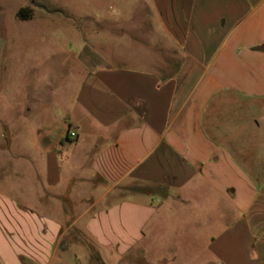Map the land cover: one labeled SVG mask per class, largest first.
Returning <instances> with one entry per match:
<instances>
[{"label": "crops", "instance_id": "obj_1", "mask_svg": "<svg viewBox=\"0 0 264 264\" xmlns=\"http://www.w3.org/2000/svg\"><path fill=\"white\" fill-rule=\"evenodd\" d=\"M127 4L137 64L79 30L87 71L69 105L34 96L3 125L24 182L0 187V264L60 263L69 228L102 257L150 245L154 261L264 264V0ZM134 183L168 191L110 200Z\"/></svg>", "mask_w": 264, "mask_h": 264}, {"label": "rangeland", "instance_id": "obj_2", "mask_svg": "<svg viewBox=\"0 0 264 264\" xmlns=\"http://www.w3.org/2000/svg\"><path fill=\"white\" fill-rule=\"evenodd\" d=\"M128 1L0 0V187L3 190H19L18 186H22L24 182L15 174L17 170L23 171L22 167L9 160L7 133L4 128L6 120L22 124L23 113L28 105L32 106L30 99L34 96L41 103L39 106L38 103L35 105V108L38 106L37 110L47 106L53 109L56 102L63 105L70 102L81 77L87 71L86 65L78 60L89 37L79 35V30H85L91 35L92 32L95 33L90 40H95L93 42L98 53L102 52L101 54L116 60L122 58L119 61L124 59L129 63L139 62V46L142 47L140 37H123L125 30L131 31L138 27L137 22L117 20L124 15H132L135 6L127 4ZM22 7L32 8L36 17H19L18 11ZM107 31L111 32L110 37H104ZM155 40L159 41L160 50L163 51V38H154ZM105 43L110 44L111 48ZM150 186L134 183L121 187L110 200L139 195L140 188L149 189ZM155 191L161 192L160 189ZM51 211L52 214L61 216L59 211ZM151 249L152 246L148 245L147 248L134 249L122 257L113 253L102 257L95 245L83 234L75 228H69L59 245L58 252L63 260L54 264L196 263L187 260L186 256L177 261H169L165 256V260L157 261V257L164 256L160 255V251L156 252L154 261ZM161 253L164 252L161 250Z\"/></svg>", "mask_w": 264, "mask_h": 264}, {"label": "trees", "instance_id": "obj_3", "mask_svg": "<svg viewBox=\"0 0 264 264\" xmlns=\"http://www.w3.org/2000/svg\"><path fill=\"white\" fill-rule=\"evenodd\" d=\"M18 15L22 19H29V18H31L33 16V10L30 7H22V8L19 9ZM156 189H163V191L165 192V194L168 191L165 186L164 187L163 186L161 187L159 185H151L149 187V189H142V188H140L139 191L141 193H151V192L155 191Z\"/></svg>", "mask_w": 264, "mask_h": 264}, {"label": "built area", "instance_id": "obj_4", "mask_svg": "<svg viewBox=\"0 0 264 264\" xmlns=\"http://www.w3.org/2000/svg\"><path fill=\"white\" fill-rule=\"evenodd\" d=\"M70 136H71L72 138H76V137H77V133H76L75 131H71V132H70Z\"/></svg>", "mask_w": 264, "mask_h": 264}]
</instances>
